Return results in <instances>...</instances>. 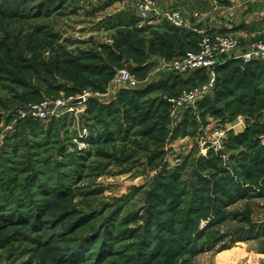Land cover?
I'll use <instances>...</instances> for the list:
<instances>
[{"label": "rangeland", "instance_id": "374dc122", "mask_svg": "<svg viewBox=\"0 0 264 264\" xmlns=\"http://www.w3.org/2000/svg\"><path fill=\"white\" fill-rule=\"evenodd\" d=\"M152 1L199 37L144 26L137 0H0V264H264V95L169 101L207 82L171 70L204 37L242 53L264 35L199 34L189 19L208 4ZM78 97L72 113L23 116Z\"/></svg>", "mask_w": 264, "mask_h": 264}, {"label": "built area", "instance_id": "2783aa9c", "mask_svg": "<svg viewBox=\"0 0 264 264\" xmlns=\"http://www.w3.org/2000/svg\"><path fill=\"white\" fill-rule=\"evenodd\" d=\"M137 5V16L142 22H150V20L161 21L178 29L184 25L180 13L176 10L159 9L154 5L152 0H137ZM205 32L201 30L198 33L205 34ZM237 47L238 43L233 37L221 35H215L212 39L204 37L197 51L186 53L181 60L173 64L171 70L179 76L190 75L197 73L199 70H205L209 73L207 82L191 91L183 92L176 100L171 99L169 101L175 106L189 108L209 96L214 89L217 67L225 64L228 58L235 59L242 65L259 61L264 62V41H259L247 50H243L242 53L236 52ZM115 83L124 85L130 90L138 88V83L128 73H121L115 79ZM76 100L78 101L74 104ZM76 100L72 102L45 101L38 105H30L27 110H24L23 116L44 121L49 117H58L61 115V112L72 113L76 111L78 105L85 102L84 97H78Z\"/></svg>", "mask_w": 264, "mask_h": 264}, {"label": "crops", "instance_id": "0c3cea01", "mask_svg": "<svg viewBox=\"0 0 264 264\" xmlns=\"http://www.w3.org/2000/svg\"><path fill=\"white\" fill-rule=\"evenodd\" d=\"M183 1L192 5H196V2L200 1L204 6L209 5L202 7L205 9H202L203 13H198V18L189 19L195 24V27L193 26L195 29L206 30L209 34L212 32L229 34L241 39H253L264 35V0H160V4L162 8H166L179 5ZM229 12H232V18L228 17ZM143 23L144 26H158L159 24L154 20ZM184 31L196 35L194 29ZM246 48L247 46L239 48L238 52ZM231 60L232 58H228L225 64ZM200 74L205 75V70H199L194 75H189L187 79L195 80Z\"/></svg>", "mask_w": 264, "mask_h": 264}, {"label": "trees", "instance_id": "16d2710c", "mask_svg": "<svg viewBox=\"0 0 264 264\" xmlns=\"http://www.w3.org/2000/svg\"><path fill=\"white\" fill-rule=\"evenodd\" d=\"M131 24H133V21H130ZM167 28H169V31L172 32L173 34H177L180 36V38H170L173 41L178 44H181L182 40H186L188 43L186 45L190 46V40L191 38H197V35L190 33V32H185L184 30H178L173 28L172 26H169L166 24ZM153 28V27H150ZM149 27H145L144 29L150 30ZM155 29V28H154ZM169 40H163V45L167 47L168 50L173 51V44L168 42ZM179 47V46H178ZM184 52L178 51L175 52L178 56H182ZM245 66L243 69H241L239 66V61L237 60H231L228 61V63L217 67V76L215 80V92L217 93V96H237L238 103H240L243 106H249L253 105L255 103V97H259L260 94L264 95V90L259 91V86H260V78L259 74L264 76V62H252V63H247L244 64ZM201 72V71H200ZM234 72V73H233ZM221 74H223V78L221 77ZM204 76V74H200L199 77ZM177 76H175L176 79ZM167 81H161L163 84H167ZM177 81V80H176ZM250 81V82H247ZM178 83V82H174ZM262 83V82H261ZM133 90L134 93L132 94H144V91L142 90ZM131 91V90H130ZM240 92H244L240 94ZM218 100V99H217ZM94 142V140L91 139V143ZM35 217V216H34ZM33 217V218H34ZM7 218H2L0 217V222L3 220H6ZM37 219V218H35ZM7 221V220H6ZM78 262H74L73 264H77Z\"/></svg>", "mask_w": 264, "mask_h": 264}, {"label": "water", "instance_id": "95a60500", "mask_svg": "<svg viewBox=\"0 0 264 264\" xmlns=\"http://www.w3.org/2000/svg\"><path fill=\"white\" fill-rule=\"evenodd\" d=\"M77 101H78V100H76V101L74 102V104H76Z\"/></svg>", "mask_w": 264, "mask_h": 264}]
</instances>
